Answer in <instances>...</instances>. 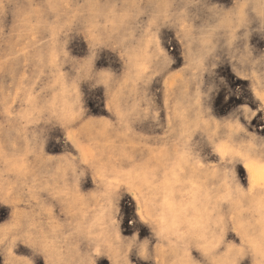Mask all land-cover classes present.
Listing matches in <instances>:
<instances>
[{"label":"rangeland","instance_id":"1","mask_svg":"<svg viewBox=\"0 0 264 264\" xmlns=\"http://www.w3.org/2000/svg\"><path fill=\"white\" fill-rule=\"evenodd\" d=\"M0 264H264V0H0Z\"/></svg>","mask_w":264,"mask_h":264}]
</instances>
